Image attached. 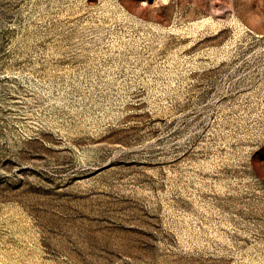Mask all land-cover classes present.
Here are the masks:
<instances>
[{
    "label": "rangeland",
    "instance_id": "obj_1",
    "mask_svg": "<svg viewBox=\"0 0 264 264\" xmlns=\"http://www.w3.org/2000/svg\"><path fill=\"white\" fill-rule=\"evenodd\" d=\"M0 264H264V0H0Z\"/></svg>",
    "mask_w": 264,
    "mask_h": 264
}]
</instances>
